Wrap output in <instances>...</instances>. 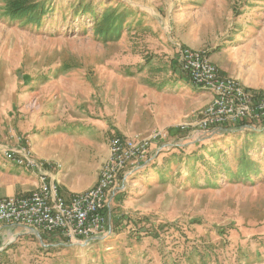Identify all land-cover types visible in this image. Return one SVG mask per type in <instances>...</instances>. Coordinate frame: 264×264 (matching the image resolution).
<instances>
[{
  "label": "rangeland",
  "instance_id": "1",
  "mask_svg": "<svg viewBox=\"0 0 264 264\" xmlns=\"http://www.w3.org/2000/svg\"><path fill=\"white\" fill-rule=\"evenodd\" d=\"M8 1L0 164L22 137L83 191L111 136L178 134L153 145L117 194L111 238L47 242L4 227L0 264H264V126L194 130L213 95L178 63L181 48L203 51L218 75L264 94V0H28L45 5L40 26L9 16Z\"/></svg>",
  "mask_w": 264,
  "mask_h": 264
},
{
  "label": "built area",
  "instance_id": "2",
  "mask_svg": "<svg viewBox=\"0 0 264 264\" xmlns=\"http://www.w3.org/2000/svg\"><path fill=\"white\" fill-rule=\"evenodd\" d=\"M178 63L190 81L213 95L202 118L191 124L194 130L210 132L219 127L237 126L254 130L264 126V94L250 93L235 80L218 75L207 53L192 49L179 51ZM188 126V125H187ZM180 125L179 130L188 128ZM166 129L133 138L114 136L109 140V157L95 186L65 197L54 171L62 164L36 158L28 143L18 137L15 146L6 147L5 158L38 175V188L28 195L0 199V229L20 226L32 232L57 234L67 241L89 243L114 235L112 205L125 188L128 177L143 167L153 145L165 142Z\"/></svg>",
  "mask_w": 264,
  "mask_h": 264
},
{
  "label": "crops",
  "instance_id": "3",
  "mask_svg": "<svg viewBox=\"0 0 264 264\" xmlns=\"http://www.w3.org/2000/svg\"><path fill=\"white\" fill-rule=\"evenodd\" d=\"M207 96H208V103H207V105H208L211 101L212 95L208 92ZM138 135H140V134H132V135H118L117 134V135H113L111 137L118 136V137H124V138H133V137H136ZM110 138L108 140H110ZM31 150L33 151V154L36 158H39L41 160L52 161V162H59L57 160L54 161V160H52V158H49V155H37V153L34 152L32 147H31ZM108 157H109V155H108ZM103 164H102V166H103ZM1 166H5V167H1ZM102 166H101V168H102ZM101 168H100V170H101ZM100 170H99L97 176L94 178L93 182L85 190H88V189H90L96 185L98 178H99ZM61 171L60 172L54 171V176L60 184L61 193L63 196L68 197L74 193H80V192L85 191V190H83V191L77 190L72 186V184H69L68 180H69L70 176L64 175V177H62V178L58 177V175L61 173ZM38 186H39V179H38V175L36 173H34L28 169L19 167L10 161H9V163H7L5 165L0 164V191L3 190L7 194V196L1 197L0 199L7 198V197L28 195V194L32 193L33 191H35L38 188ZM5 227H12V226H5Z\"/></svg>",
  "mask_w": 264,
  "mask_h": 264
},
{
  "label": "trees",
  "instance_id": "4",
  "mask_svg": "<svg viewBox=\"0 0 264 264\" xmlns=\"http://www.w3.org/2000/svg\"><path fill=\"white\" fill-rule=\"evenodd\" d=\"M92 10V9H90ZM45 5H38L35 3H32L28 0H9L8 1V10L7 13L9 16L13 17L14 19H23L26 18V20L29 22V24H36L37 26H40L42 24V19L45 16ZM106 17V16H105ZM106 20V19H105ZM108 20V22H107ZM106 23L103 25H99L100 29H104L106 25H109L110 23H112L113 21H111L110 19H107ZM244 125L240 126L243 128ZM170 136H174L178 134V131H176V129H171L168 131ZM180 133V132H179ZM151 156V155H150ZM150 156L146 159L148 160L150 158ZM145 169V168H144ZM249 168L247 167L246 171H248ZM247 173V172H245ZM116 200V199H115ZM114 204V202H113ZM114 205H112V224L115 223L114 227H118V218L115 216V214H113V207ZM42 237L44 241H52V240H56V242H59V235L57 234H44L42 233ZM61 238V237H60ZM65 241H67L65 239Z\"/></svg>",
  "mask_w": 264,
  "mask_h": 264
},
{
  "label": "water",
  "instance_id": "5",
  "mask_svg": "<svg viewBox=\"0 0 264 264\" xmlns=\"http://www.w3.org/2000/svg\"><path fill=\"white\" fill-rule=\"evenodd\" d=\"M35 233L39 238H41V234L39 232H33Z\"/></svg>",
  "mask_w": 264,
  "mask_h": 264
}]
</instances>
